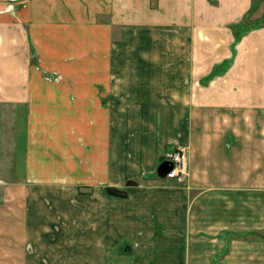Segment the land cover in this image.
I'll return each mask as SVG.
<instances>
[{
	"label": "crops",
	"instance_id": "crops-1",
	"mask_svg": "<svg viewBox=\"0 0 264 264\" xmlns=\"http://www.w3.org/2000/svg\"><path fill=\"white\" fill-rule=\"evenodd\" d=\"M263 7L0 0V264H264Z\"/></svg>",
	"mask_w": 264,
	"mask_h": 264
},
{
	"label": "rangeland",
	"instance_id": "rangeland-1",
	"mask_svg": "<svg viewBox=\"0 0 264 264\" xmlns=\"http://www.w3.org/2000/svg\"><path fill=\"white\" fill-rule=\"evenodd\" d=\"M153 6H155V5H153ZM263 9H264V7H263ZM264 12V11H263ZM249 25H251L250 23H249ZM126 119V118H125ZM131 119V118H130ZM130 133L131 132H126L125 133V137H126V139L129 137V135H130ZM126 151V150H125ZM127 151H128V149H127ZM128 159V158H127ZM121 160H123V159H121ZM126 161V160H125ZM15 168L17 169V172H19L22 176H23V174H24V169H25V166H21V165H19V166H15ZM63 200V199H65V198H63V197H54L53 198V201L56 203V202H58V200ZM57 204V203H56ZM74 210V213H73V216H77L78 217V220H80V218H79V214H80V212L78 211V210H76V209H73ZM65 213V212H64ZM65 214H67V213H65ZM8 231L10 232L11 230L10 229H8ZM46 232L47 231V229L46 230H41V232ZM44 238H45V240L47 241V237L46 236H44ZM53 248H56V247H53ZM40 249H41V251H39V257L37 258V261H36V263L37 264H68V262H65L64 263V261L62 262L61 260L62 259H59V257L58 256H55L57 253H58V250L56 249V250H50V251H48V249H47V246H46V244H44V242H43V240H41V246H40ZM59 259V260H58ZM77 263L76 264H90V261L88 260V259H85L84 257H83V259H81V260H78V261H76ZM112 263V262H111ZM35 264V263H34Z\"/></svg>",
	"mask_w": 264,
	"mask_h": 264
},
{
	"label": "built area",
	"instance_id": "built-area-1",
	"mask_svg": "<svg viewBox=\"0 0 264 264\" xmlns=\"http://www.w3.org/2000/svg\"><path fill=\"white\" fill-rule=\"evenodd\" d=\"M164 159L173 164L171 171L167 174L168 178H179L187 173L188 152L185 146L166 152Z\"/></svg>",
	"mask_w": 264,
	"mask_h": 264
},
{
	"label": "water",
	"instance_id": "water-1",
	"mask_svg": "<svg viewBox=\"0 0 264 264\" xmlns=\"http://www.w3.org/2000/svg\"><path fill=\"white\" fill-rule=\"evenodd\" d=\"M173 167V164L170 161H163L159 166H158V173L160 175H166ZM108 192H111L115 195H121V193L116 189V188H107Z\"/></svg>",
	"mask_w": 264,
	"mask_h": 264
},
{
	"label": "trees",
	"instance_id": "trees-1",
	"mask_svg": "<svg viewBox=\"0 0 264 264\" xmlns=\"http://www.w3.org/2000/svg\"><path fill=\"white\" fill-rule=\"evenodd\" d=\"M247 25V26H245ZM234 30V33H235V37H236V41H238L242 34L245 33L247 30H249L251 28L250 25H248L247 23H244V22H241L239 24H234L231 26ZM241 30V31H240Z\"/></svg>",
	"mask_w": 264,
	"mask_h": 264
}]
</instances>
